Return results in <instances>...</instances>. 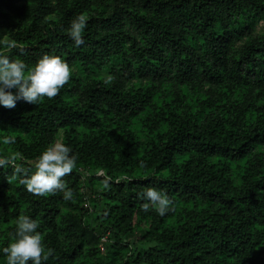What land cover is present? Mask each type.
Returning <instances> with one entry per match:
<instances>
[{
	"label": "trees",
	"instance_id": "obj_1",
	"mask_svg": "<svg viewBox=\"0 0 264 264\" xmlns=\"http://www.w3.org/2000/svg\"><path fill=\"white\" fill-rule=\"evenodd\" d=\"M0 53L71 70L52 98L0 105V157L32 171L57 139L77 156L70 200L0 166V247L29 215L41 264H264V0H0ZM147 187L172 210H141Z\"/></svg>",
	"mask_w": 264,
	"mask_h": 264
},
{
	"label": "clouds",
	"instance_id": "obj_2",
	"mask_svg": "<svg viewBox=\"0 0 264 264\" xmlns=\"http://www.w3.org/2000/svg\"><path fill=\"white\" fill-rule=\"evenodd\" d=\"M85 26L83 16H77L70 23L68 36L76 46L84 43L82 34ZM16 47V43L7 42L8 49ZM70 74L69 64L59 55L42 54L29 66L22 59L0 53V105L12 108L21 99L37 104L45 97L52 98L69 80ZM111 79V76L107 77V80ZM17 156L0 157V166L13 164L14 173L28 192L37 196L60 192L64 200L72 199L73 191L62 179L76 168L77 156L71 145L62 139L52 142L32 162V171L14 163ZM118 179L124 180L126 177ZM109 180V177H105V188L109 187ZM138 196L145 201L140 205L141 210L147 212L153 209L160 216L171 211L174 205L167 193L156 187H147ZM38 228L39 221L29 215L17 218L7 244L0 247V253L5 257L4 264H28L29 260L31 264H41L52 255L51 251L45 252Z\"/></svg>",
	"mask_w": 264,
	"mask_h": 264
},
{
	"label": "built area",
	"instance_id": "obj_3",
	"mask_svg": "<svg viewBox=\"0 0 264 264\" xmlns=\"http://www.w3.org/2000/svg\"><path fill=\"white\" fill-rule=\"evenodd\" d=\"M95 198L94 196L93 197H86L85 201H84V204L86 207H89L91 205V201H93ZM107 240V237H103L102 238V241L100 243V247L102 250L105 249V246H104V241Z\"/></svg>",
	"mask_w": 264,
	"mask_h": 264
}]
</instances>
